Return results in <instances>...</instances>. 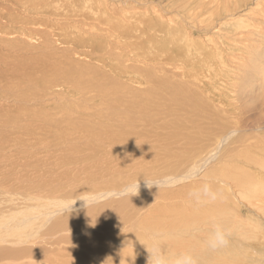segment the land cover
<instances>
[{"label":"rangeland","instance_id":"obj_1","mask_svg":"<svg viewBox=\"0 0 264 264\" xmlns=\"http://www.w3.org/2000/svg\"><path fill=\"white\" fill-rule=\"evenodd\" d=\"M43 1L54 8L57 6L56 9L59 7L58 11L62 13L58 17L60 22L61 18L66 20L65 14L72 15L74 9L78 12H74V16L75 13L83 15L87 11L88 15L84 13V17L88 19L83 23L88 28L83 26L81 31L71 19L63 21L64 25H57L43 14L46 18L35 27H38L35 31L41 32L26 30L21 34L25 26L19 24L22 19L12 22L7 15L10 11L18 12V7L25 1L20 0L18 6L16 0L17 4L13 7L17 10L10 9L16 3L14 0L0 2V264H102L108 260L106 251H112L113 255L135 253L134 262L126 261L149 264L150 252L157 247L167 256L169 264H175L176 258L183 253L193 255L197 264H264V3L258 7L255 3L260 0H245L242 3L237 0H215L212 5H206L219 24V31H209L208 38L221 36L216 42L227 38V57L219 66L213 65L212 71L206 67L203 71H188L187 74L193 77L187 78L169 64V17H177L182 33H185L184 8L177 7L184 0H173V3H170L172 0H153L155 8L153 11L150 9V13L142 5L153 3L151 0H144L145 3L143 0H136L137 3L132 0ZM190 1L185 4L187 11L198 2ZM121 3L127 6L133 3V6L143 10L138 8L135 15L130 12L132 14L128 13L124 18L112 16L102 9L96 16L90 13L92 9H97L96 5ZM78 5L82 6L79 7L81 11L77 9ZM61 6L63 8L60 10ZM104 14L110 17L104 18ZM129 17L132 19L130 25L126 22ZM207 19L209 17L200 23L188 22L198 26ZM159 23L163 26L159 31L149 28ZM93 24L113 28L117 40H123L125 44L121 47L122 53L126 51L127 55L137 60L128 64V68L121 69L120 75L116 59L107 58L103 52L90 47H79L81 44L77 43L78 40L86 37L83 34ZM141 24L145 28L141 29ZM115 25L116 29L120 27L117 29L119 32ZM120 30H123L121 34ZM147 33L155 35L153 39L158 44L143 43ZM207 33L200 35L196 28L191 37L197 42L204 39ZM239 35L243 36L239 38ZM231 38L236 43H231ZM43 42L47 48H43ZM144 44L148 45L149 50ZM151 58H155L154 61L149 60ZM230 58L233 60L230 61ZM111 59L115 64H110ZM108 65L111 67L108 68ZM135 66L140 67L141 71L129 70ZM75 68L78 80L66 81V75L61 73ZM142 68L148 69L153 82H149L150 79L145 82L147 72ZM84 71L87 73L82 75ZM196 76L200 80H195ZM178 81L188 85L197 100V111L202 115L177 109L179 102L173 111L169 110V115L168 111L156 113V106L161 103V97L156 92L159 83L164 82L169 87L178 86L175 85ZM97 83L109 92L113 86L118 90L105 99L107 95L93 87ZM150 88L155 92L149 94ZM99 94L105 95L104 98L101 99ZM140 99H147L150 108L149 113L144 115L143 124L140 121L138 127L130 129L139 132L136 133L137 138L116 144L118 135L115 137L116 133L114 135L113 132L122 129L124 120L111 116V111L115 107L121 113L128 110L133 112ZM200 115L206 116V122ZM154 119L158 120L155 124ZM195 120L200 124L197 125ZM209 120L212 125L208 124ZM159 121L168 123L169 128H162ZM188 121H193L194 125ZM179 122L186 125L185 131L188 133L184 131V135H191V141L199 139L192 141L197 142L193 145L199 148L193 145L194 149L187 148L191 144L186 141L187 137H182L183 140L179 138L176 142L161 138L168 134L172 139L180 130ZM205 123L206 129L211 128V134L206 133V129H203L205 135L202 130L200 132ZM214 126H217L216 130ZM191 130H195V133H191ZM211 131L216 133L212 134ZM126 132L131 133L129 128ZM143 132L150 135L147 134L146 138ZM100 133L102 136H99ZM193 133H198L201 138L193 136ZM208 135H213V138H208ZM205 136L207 139H204ZM113 139L115 144L112 143ZM161 150L163 154H160ZM174 154L182 156L175 157ZM225 173L230 177L240 174L243 183L247 181L252 184L258 193L237 185L238 181L224 178ZM145 178L151 181L167 179L174 187H162L160 191L156 186L148 188ZM133 181H138L140 185L135 196L117 195ZM203 184L211 185L218 192L216 200L220 202L222 199L223 203H197L190 198L188 193ZM163 205L168 209L163 210ZM192 211V218L199 219L188 220L187 224L184 221L178 223L182 212ZM215 224L231 233L228 246L217 251L207 245Z\"/></svg>","mask_w":264,"mask_h":264},{"label":"bare ground","instance_id":"obj_2","mask_svg":"<svg viewBox=\"0 0 264 264\" xmlns=\"http://www.w3.org/2000/svg\"><path fill=\"white\" fill-rule=\"evenodd\" d=\"M3 1V0H2ZM1 0H0V2H2ZM15 2H16V0H14ZM25 2L24 3H22V6L20 7L19 6V2H20V0H18V8H19V10H18V12H16V13H11V11H10V13H8V17H9V19L12 21V22H14V21H19V20H21V23H19V24H21V27H23L24 25V27H23V29H21V34H22V32L23 31H26V30H32L31 32H41V31H39V30H37V31H35L36 29H35V27H36V25H37V23H39V22H43L44 21V19L46 18V17H48V18H51L52 20H54L55 22H56V24L57 25H64L63 23L65 22V21H68L69 19H71V21H73V22H75V24H78L79 25V28H80V30L82 31V29H83V26H84V28H88V26H86L85 27V24L83 23V21H85V20H87L88 19V17L86 16V17H84L85 15H84V13H86L87 14V11H85V8H83L84 10H82L84 13H83V15H81V14H76V13H78L77 11H75V9H74V12H76L75 13V16H74V12H73V14L71 15H69L68 13L67 14H65L66 15V20H63L62 18H61V22H60V19L58 18L59 16H61L62 15V13L60 14L59 13V11H58V8L56 9V7L54 8V7H52L50 4H49V2H45V1H43V0H24ZM55 1H57V0H55ZM59 1V0H58ZM87 1V0H86ZM85 1V2H86ZM90 1V0H89ZM125 0H123V2H124ZM127 1H129V0H127ZM134 3H137L136 2V0H132ZM141 1V0H140ZM148 1V0H147ZM151 1H153V0H151ZM150 1V2H151ZM176 1V0H175ZM186 1H190V0H184V2L182 1L181 2V4L180 5H178L177 4V2H175V5H178L177 7H181V8H184L183 9V14H184V17H183V19L185 20V22H186V25H184V26H186V27H183V29L185 30V33H182V27L179 25V22L176 20V15H178L176 12L174 13V14H176L175 16H173V17H176V18H170L169 17V36H170V40H171V42H170V46H169V64H170V66H172L174 69H176V70H180L181 71V76H188L187 78H191V77H193V76H191V74L189 73V74H187V72L188 71H196L197 69H199L200 71H203V69H204V67H206V69H210L209 71H212V67H213V65H217V66H219L221 63H224V61H225V57H227L226 55H227V53H226V49H227V42H225L226 40H227V38H222V40H220L219 42H216L217 41V39H219L220 37H217V39L215 40L214 38H211V36H210V38H208L209 36H208V34H210V32L209 31H211V30H215L216 31V29L219 31V29H218V26H219V24L216 22V20H215V16L212 14V13H210L209 11H208V9L206 8L208 5H212L213 3H215V0H198V2H197V4L195 5V7L194 8H192L190 11H187L186 10V7H185V4H186ZM192 1V0H191ZM191 1H190V3H191ZM220 1H222V0H220ZM242 1H245V0H237L236 2H241L242 3ZM95 2V1H94ZM93 2V3H94ZM131 2V1H130ZM139 2V1H138ZM142 2H144V0L142 1ZM194 2H196V1H194ZM227 2V1H226ZM6 3V2H5ZM75 3V2H74ZM93 3H91V4H93ZM105 3V2H104ZM145 3V2H144ZM170 3H173V0H172V2H170ZM193 3V2H192ZM264 3V0H260V2H256L255 3V6H260L261 4H263ZM15 4H17V2L16 3H13L12 4V7L10 6V9L11 8H13V10H17L18 8H14L13 7V5H15ZM44 4H46V5H44ZM95 4H96V2H95ZM129 4V3H128ZM131 4V3H130ZM133 4V3H132ZM126 5V4H124V3H121V4H118V5H116V4H98L99 6H97L96 5V7H97V9L95 10V9H92L91 11H90V13H91V15H95L97 12H99L100 10L99 9H102L105 13H108V14H111L112 16H120V18H124V17H127V15H128V13H130V12H133V14L134 13H136V11H137V9L138 8H140L139 10H141L142 8L141 7H136V6H133V5ZM153 4H154V1H153V3H145V4H143L142 6H143V8L145 9V11H147V12H149V10L150 9H152L151 11H153V9L155 8V6H153ZM220 4V3H219ZM246 4V3H245ZM10 5H11V3H10ZM64 5V4H63ZM82 6L84 5V4H81ZM125 5L127 6V7H125ZM139 5V4H138ZM207 5V6H206ZM217 5V4H216ZM7 6V5H6ZM76 6V5H75ZM82 6H79L78 5V7H77V9L79 8V7H82ZM85 6V5H84ZM92 6V5H91ZM141 6V5H140ZM158 6V5H157ZM187 6V5H186ZM65 7V6H64ZM99 7H101V8H99ZM174 7V6H173ZM212 7V6H211ZM217 7H218V5H217ZM242 7V6H241ZM61 8H63L62 6L60 7V10H61ZM87 8V7H86ZM176 8V7H175ZM174 8V9H175ZM188 8V7H187ZM232 8V7H231ZM80 9V8H79ZM172 10V11H175V10ZM212 9V8H211ZM210 9V10H211ZM218 9V8H217ZM143 10V9H142ZM157 10V9H156ZM179 9H177V11H178ZM181 10V9H180ZM64 11H66V10H64ZM68 11V10H67ZM80 11H81V9H80ZM185 11H187V12H190V14H188L187 12H185ZM61 12H63V11H61ZM263 12V11H262ZM64 13V12H63ZM150 13V12H149ZM214 13V12H213ZM43 14H44V16H46V17H44L43 16ZM99 14V13H98ZM100 14H103L102 12L100 13ZM130 14H132V13H130ZM154 14H155V12H154ZM215 14V13H214ZM225 14V13H224ZM252 14V13H251ZM256 14V13H255ZM14 15H15V17H14ZM48 15V16H47ZM88 15V14H87ZM105 15V14H104ZM135 15V14H134ZM134 15H132L131 17H133ZM147 15V14H146ZM156 15V14H155ZM154 15V16H155ZM232 15V14H231ZM6 16V17H7ZM24 16V17H23ZM68 16V17H67ZM72 16H74V17H72ZM90 16V15H89ZM96 16V15H95ZM110 17V16H108V15H105L104 16V18L105 17ZM160 16H163V15H160ZM170 16V15H169ZM72 17V18H71ZM102 17V16H101ZM106 17V18H107ZM131 17H129L128 19H126V22H127V24L128 25H130L129 23H130V20L132 21V19H131ZM179 17V16H178ZM205 17H209V19H207V20H205V21H203L200 25H198V26H193L192 24H190L188 21H193V22H196V23H200ZM90 18V17H89ZM97 18V17H96ZM98 18H99V16H98ZM103 18V17H102ZM104 18H103V20H104ZM112 18V17H111ZM115 18V17H114ZM118 18V17H117ZM23 19H25V20H23ZM73 19V20H72ZM113 19V18H112ZM47 20V19H46ZM94 20H95V18H94ZM97 20V19H96ZM100 20V19H99ZM150 20V19H149ZM23 21V22H22ZM47 21H49V20H47ZM64 21V22H63ZM112 21V20H111ZM123 21H124V19H123ZM162 21H164V20H162ZM166 21V20H165ZM244 21V20H243ZM11 22V23H12ZM87 22H89V21H86V23ZM91 22V21H90ZM89 22V23H90ZM112 22H114V21H112ZM118 22H119V19H118ZM182 22V21H181ZM92 23V22H91ZM100 23V22H99ZM134 23V22H133ZM3 24V23H2ZM6 25L8 24V23H5ZM41 24V23H40ZM72 24V23H71ZM74 24V25H75ZM182 24V23H181ZM251 24V23H250ZM15 25V24H14ZM66 25H69V24H66ZM65 25V26H66ZM87 25V24H86ZM102 25H103V23H102ZM135 25V24H134ZM142 25V27H141V29H143V28H145V25H143V24H141ZM253 25V24H252ZM8 26V25H7ZM16 26V25H15ZM14 26V27H15ZM27 26H29V27H27ZM42 26V25H41ZM40 26V27H41ZM91 26V24L89 25V27ZM116 26L117 25H115V29H116ZM136 26V25H135ZM140 26V25H139ZM165 26V25H164ZM13 27V28H14ZM48 27V26H47ZM50 27V26H49ZM48 27V28H49ZM123 27V26H122ZM121 27V28H122ZM161 27H163L160 23L159 24H157V25H154V24H152V25H150L149 26V28L150 29H155V30H157L158 29V31H159V29L161 28ZM9 28V27H8ZM82 28V29H81ZM103 27L101 26V24H98V25H96V24H93L92 25V27L91 28H89V30H87V29H85V30H87L84 34H83V36H86V37H81V39H76V40H78V42L77 43H80L81 44V46H79V47H90L92 50H94V51H97V52H103L104 54H105V56L107 57V58H113V59H116V61H118V64H117V66H118V75H120V71H121V69H123V68H128L129 67V65L128 64H131V62H136L137 60L136 59H132L131 58V56H129V55H127V52L126 51H124L123 53H122V51H121V47L122 46H124L125 44L122 42V41H120V40H117V37L115 36V34H113V28L112 29H109V28H103V30H100V29H102ZM119 28L120 27H118L117 29L119 30ZM134 29H137V28H135V27H133ZM198 29V31H199V33H200V35H202L204 32H208L205 36H204V39H201V40H199V41H197L196 42V40H194V37L192 38L191 37V34H193V30L194 29ZM117 29H116V31H117ZM123 29H125L126 30V28L124 27ZM49 30V29H48ZM124 30V32H126ZM147 30V29H146ZM263 30V29H262ZM115 31V32H116ZM121 31H123V30H120V34L122 33ZM261 31V30H260ZM44 30H43V35H45L44 34ZM53 32V31H52ZM117 32H119V31H117ZM142 32V31H141ZM148 32H150V30L148 31ZM3 33V32H2ZM7 33V32H6ZM12 33V32H11ZM46 33V32H45ZM49 33H51V31L49 30ZM143 33V32H142ZM145 33V32H144ZM163 33H165V32H163ZM54 34L55 33H53V36H54ZM119 34V33H118ZM157 35V34H156ZM197 35H199V34H197ZM199 35V36H200ZM1 36V35H0ZM56 36V35H55ZM120 36V35H119ZM118 36V38H120ZM155 36V35H154ZM154 36L152 35V34H148L147 33V35H146V37L147 38H145V39H143V43L144 42H149L148 44H150V43H152V44H158V42H155V41H157V40H154L153 38H154ZM193 36H194V34H193ZM240 37L239 38H241L243 35H239ZM29 37H31L30 35H29ZM51 37H52V35H51ZM131 37H132V35H131ZM251 37V36H250ZM43 38V37H42ZM123 38V37H122ZM128 38H130V37H128ZM162 38V37H161ZM156 39V38H155ZM221 39V38H220ZM0 40H2V39H0ZM31 40V39H30ZM73 40V39H72ZM75 40V39H74ZM169 40V41H170ZM159 41V40H158ZM231 43H234L235 42V39H233V38H231ZM236 41H238V40H236ZM33 42H35V41H33ZM30 43V42H29ZM74 43H75V41H74ZM131 43V42H130ZM160 43V42H159ZM236 43V42H235ZM132 44V43H131ZM1 45V44H0ZM5 45V44H4ZM76 45V44H75ZM133 46H134V44H132ZM135 45H137V44H135ZM32 46H33V44H32ZM144 46H146V44H144ZM153 46V45H152ZM37 47V46H36ZM57 47V46H56ZM148 47V45L146 46V48ZM154 47V46H153ZM164 47V46H163ZM7 48V47H6ZM28 48V47H27ZM43 48H47V46L45 45V42H43ZM55 48V47H54ZM66 48V47H65ZM89 48V50H91ZM131 48V47H130ZM136 48V47H135ZM137 48H138V46H137ZM230 49H231V47H229ZM242 48V47H241ZM31 49V48H30ZM34 49V48H33ZM38 50H39V48H37ZM64 49V48H63ZM133 49V48H132ZM141 49L143 50V48H142V46H141ZM148 49V48H147ZM229 49V50H230ZM21 50V49H20ZM19 50V51H20ZM53 51H55V49H52ZM123 50V49H122ZM137 50V49H136ZM149 50V49H148ZM82 51V50H81ZM83 51H84V49H83ZM138 51V50H137ZM144 51H145V47H144ZM17 52V51H16ZM92 52V51H91ZM90 52V53H91ZM139 52V51H138ZM147 52V51H146ZM65 53V52H64ZM88 53V52H87ZM140 53V52H139ZM84 54H85V52H84ZM91 54H93V53H91ZM96 54V53H95ZM94 54V55H95ZM251 54V53H250ZM81 55V54H80ZM85 55H87V56H89V53L88 54H85ZM97 55V54H96ZM134 55V53H133V51H132V56ZM136 55H138V53L136 54ZM135 55V56H136ZM140 55V54H139ZM228 55H230L229 53H228ZM101 56V55H100ZM142 55H140V57H141ZM104 57V56H103ZM157 57V56H156ZM155 57V58H156ZM56 58V57H55ZM92 58H93V56H92ZM94 58H95V56H94ZM155 58H151V59H149V60H151V61H154V59ZM231 58H233V57H231ZM230 58V59H231ZM141 59V58H140ZM23 60V59H22ZM136 60V61H135ZM233 59H231L230 61H232ZM143 61V60H142ZM237 61H239V60H237ZM248 61V60H247ZM60 62H62V61H60ZM109 62V61H108ZM244 62V61H243ZM65 65L68 63V61H67V63L66 62H63ZM103 63V62H102ZM112 63V59H111V62H110V64ZM229 63V62H228ZM237 63V62H236ZM59 64H61V63H59ZM109 64V65H110ZM112 64H115V63H112ZM133 64V63H132ZM109 65H108V68H110L109 67ZM135 65V64H134ZM133 65V66H134ZM238 65V64H237ZM247 65H248V63H247ZM247 65H246V67H247ZM105 66V65H104ZM114 66V65H113ZM202 68H201V67ZM61 67V66H60ZM65 67V66H64ZM155 67V66H154ZM243 67V66H242ZM62 68V67H61ZM240 68V67H239ZM65 69H67V68H65ZM78 69V68H77ZM98 69V68H97ZM115 69V68H114ZM130 69H133V71L132 72H139V71H141L140 69V67H137V66H135V67H130L129 68V70ZM143 69V68H142ZM238 69V68H237ZM241 69V68H240ZM43 70V69H42ZM73 70V71H72ZM75 70V71H74ZM79 70V69H78ZM117 70V69H116ZM148 69L147 68H145V70L143 69V71L145 72H147L146 73V75H147V80L145 81V82H147L149 79H150V81L149 82H153V78H152V75H151V73L149 72V71H147ZM68 71V70H67ZM4 72V71H3ZM23 72V71H22ZM30 72V71H29ZM90 71L88 70V73H89ZM55 73V72H54ZM78 72L76 71V68L75 69H71V71L69 72H66V71H63V73H61L62 75H66V76H64L65 78V80L66 79H68L70 82H73V81H77L78 80V78H79V75L77 74ZM85 73H87L86 71H84V73L82 74V75H84ZM191 73H193V72H191ZM25 74V73H24ZM80 74V73H79ZM91 74V73H90ZM93 74V73H92ZM98 74V73H97ZM104 74V73H103ZM122 74H123V72H122ZM238 74V73H237ZM22 75V74H21ZM127 75V74H126ZM218 75V74H217ZM225 75V74H224ZM103 76H105V75H103ZM124 77V76H123ZM146 77V76H145ZM56 78V77H55ZM59 78V77H58ZM99 79H100V77H98ZM115 78V77H114ZM113 78V79H114ZM213 78V77H212ZM63 79V80H64ZM86 79V78H85ZM105 79H106V77H105ZM142 79H143V77H142ZM68 80H66V81H68ZM92 80V79H91ZM118 80H121V79H118ZM195 80H200V79H198L197 78V76H196V78H195ZM16 81V80H15ZM20 81V80H19ZM29 81V80H28ZM65 81V82H66ZM94 81H96V80H94ZM110 81H111V79H110ZM175 81V80H174ZM60 82V81H59ZM87 82V81H86ZM102 82V81H101ZM113 81H111V83H112ZM119 83H120V81H118ZM177 82V81H176ZM11 83H12V81H11ZM188 83V82H187ZM78 84H80V82H78ZM125 84H126V82H125ZM132 84V83H131ZM141 84V83H140ZM32 85V84H31ZM71 85V84H70ZM175 85H178V86H169L168 87V85L166 84V83H164V82H160L159 83V85H158V89L156 90V92H158L159 93V95H160V97H161V103L160 104H157V106H156V113H158V112H165V111H168L167 112V115H169V110H172L173 111V107L174 106H176L177 107V103L179 102V104H178V107H177V109H180V110H184V111H186V112H188V113H197V114H201L202 112H199V111H197L198 110V106H197V100H195L194 99V97H193V93L192 92H190L189 91V89H188V85L187 84H185V83H181V82H179L178 81V84H175ZM187 85V86H186ZM208 85V84H207ZM22 86V85H21ZM57 86V85H56ZM69 86V85H68ZM72 86V85H71ZM112 86V85H111ZM125 86V85H124ZM202 86V85H201ZM58 87V86H57ZM73 87V86H72ZM93 87H96V89L98 88V90H99V92L100 93H102V94H106L107 96L105 97V99L109 96V95H113V93L116 91V90H118V89H116L114 86H113V88H112V91L111 92H109L107 89H105L102 85H100V84H96V86L94 85ZM118 87H120V86H118ZM124 88V87H123ZM12 89V88H11ZM148 89V88H147ZM206 89V88H205ZM66 90V89H65ZM126 89H124V91H125ZM137 90V89H136ZM135 90V91H136ZM151 90V91H150ZM150 90H149V94H152L153 92H155V90H153V88H150ZM82 91V90H81ZM127 91V90H126ZM134 91V90H133ZM133 91H132V93H133ZM139 91V90H138ZM137 91V92H138ZM69 92V91H68ZM49 94V93H48ZM126 94H128V93H126ZM148 94V95H149ZM100 95V94H99ZM135 95V94H134ZM136 95H137V93H136ZM202 95H205V94H202ZM101 96V99H103L104 98V96H102V95H100ZM128 96V95H127ZM137 96H139V95H137ZM94 97V96H93ZM103 97V98H102ZM111 97H113V96H111ZM132 97V96H131ZM144 97V96H143ZM211 97V96H210ZM156 98V97H155ZM1 99V98H0ZM110 99V98H109ZM130 99V98H129ZM113 100V99H112ZM138 100V99H137ZM158 100V99H157ZM7 101V100H6ZM114 101V100H113ZM133 101V100H132ZM112 102V101H111ZM110 102V103H111ZM109 103V104H110ZM114 103H115V101H114ZM138 103V102H137ZM116 104H119V103H116ZM126 104V103H125ZM134 104V103H133ZM199 104V103H198ZM1 105V104H0ZM113 105V104H112ZM120 105V104H119ZM127 105V104H126ZM129 105V104H128ZM127 105V106H128ZM109 106V105H108ZM130 106V105H129ZM112 107V106H111ZM119 107H121V106H119ZM135 108V107H134ZM149 108H150V105H149V103L147 102V99H143V100H141L140 99V101H139V104L137 105V107L133 110V112L132 111H127V112H122L121 113V111H116L115 110V107H114V109L111 111V116H115V118L116 117H118V118H120L121 117V119H123L124 121H122L121 119H119V121L121 120L122 121V123H121V121H120V123L122 124L121 126H122V129L121 130H117L116 129V131H118V132H116V131H114L113 132V134L115 135V133H116V135H115V137H117V135H118V138H116V144L117 143H125V141H127V143L129 142L128 140L130 139V138H137V135H136V133H139V132H136V131H134V132H132V130H133V128L135 127V126H137L138 127V124H140V121H141V125L143 124V118H144V115L146 116L149 112ZM128 109H130V108H128ZM154 110V109H153ZM217 111V110H216ZM3 112V111H2ZM152 113V112H151ZM150 113V114H151ZM202 115V114H201ZM200 115V116H201ZM217 115V114H216ZM220 115V114H219ZM2 116V115H1ZM111 116H108V117H111ZM190 117V116H189ZM202 117V116H201ZM200 117V118H201ZM206 117V116H205ZM205 117H202L203 119L205 118ZM98 118V117H97ZM190 118H192V117H190ZM106 119V118H105ZM145 119V118H144ZM196 119H197V116H196ZM219 119H221V118H219ZM104 120V119H103ZM113 119H111V121H112ZM191 120H193V119H191ZM201 120L202 119H200V122H201ZM206 119H204V121H205ZM213 120V119H212ZM1 121V120H0ZM111 121H109V123L111 122ZM119 121H116V122H118V125H119ZM196 121V120H195ZM194 121V122H195ZM198 121H199V118H198ZM216 121L218 122L219 120L218 119H216ZM222 121V120H221ZM3 122V121H2ZM137 122H139V123H137ZM147 122V121H146ZM158 122V120L157 119H154V121H153V124H155V123H157ZM189 122H191V121H188V123ZM200 122H198L199 124H200ZM203 122V121H202ZM201 122V123H202ZM206 122V121H205ZM224 122V121H223ZM222 122V123H223ZM4 123V122H3ZM101 123V122H100ZM115 123V122H114ZM159 123H160V125L162 126V128H169V125H168V123H166V122H160L159 121ZM169 123H171L170 121H169ZM180 123V122H179ZM193 125H194V123H193V121L191 122ZM197 125H199L198 123H197V121L195 122ZM204 123V122H203ZM210 123V120L208 121V124ZM215 123V122H214ZM111 124H112V122H111ZM117 124V123H116ZM172 124H173V121H172ZM184 124V123H183ZM182 123H180L179 125H178V127H179V129L180 130H178V132H176L175 133V135L172 137V139L171 138H169V135L168 134H166V133H164V134H166V135H162L161 136V138L163 139V140H168L169 142H174L175 140H177V139H181L182 137H184V138H186L187 140L186 141H188V143L190 144V145H186L187 146V148L188 147H190L191 149L193 148H195L196 146L195 145H193V144H196V143H193L192 141H197V140H199V139H196V138H194V139H196V140H192L191 141V138H192V136L191 135H188V136H186V134L184 135V131H185V129H186V125H183ZM190 124V123H189ZM191 124V125H192ZM211 125H212V123H210ZM209 124V125H210ZM224 124V123H223ZM140 125V127H142ZM171 125V124H170ZM175 125H177V122H176V124ZM190 125V126H191ZM216 125V124H215ZM112 126H115V125H113L112 124ZM111 126V127H112ZM120 126V125H119ZM156 126H158V125H156ZM201 126H202V124H201ZM200 126V127H201ZM108 126H106L105 128H107ZM110 127V126H109ZM139 127V128H140ZM195 127V126H194ZM199 127V126H198ZM198 127H196V128H198ZM100 128V127H99ZM128 128H129V131L131 132V133H127L126 131L128 130ZM132 128V130H130ZM147 128H149V127H147ZM146 127H145V129H147ZM171 128H173V131H175L174 129V127H171ZM207 128H210V127H207ZM214 128H215V126H214ZM220 128H222V124L220 125ZM220 128L218 129V130H220ZM96 129V128H95ZM101 129V128H100ZM177 129V128H176ZM188 129H189V127H188ZM194 129V128H193ZM203 129H206V123H205V126L202 128H200V132H201V130L203 131ZM211 129V128H210ZM210 129H206L205 130V132L207 133V132H209L210 133ZM217 129V126H216V128H215V130ZM92 130H94V129H92ZM103 130H104V132H105V130L106 129H104V127H103ZM102 130V131H103ZM108 130H110V128H108ZM112 130H114V128L112 129ZM147 130H150V128L149 129H147ZM156 130V129H155ZM166 130V129H165ZM190 130V129H189ZM198 130H199V128H198ZM209 130V131H208ZM214 129H213V131H215ZM222 131H223V129H221ZM80 131V130H79ZM91 131V130H90ZM137 131H139L138 129H137ZM170 132H173V131H171V130H169ZM169 131H166L167 133L169 132ZM195 131V130H194ZM193 130H191V133L192 132H194ZM213 131H211L212 132V134L214 133H216V132H213ZM107 132V131H106ZM149 132V131H148ZM148 132H143L144 133V137H148V135H150ZM159 132V131H158ZM197 132V131H196ZM204 132V131H203ZM205 132H204V135H205ZM220 132V131H219ZM86 133V132H85ZM102 133V132H101ZM101 133H100V135L99 136H102L103 135V133H102V135H101ZM174 133V132H173ZM172 133V134H173ZM185 133H188V132H186L185 131ZM195 133V132H194ZM193 133V136H198V138L200 137V135H197L198 133H196V134H194ZM208 133V134H209ZM106 134V133H105ZM148 134V135H147ZM153 134V133H152ZM171 134V133H170ZM211 134V133H210ZM109 135V134H108ZM111 135V134H110ZM154 135V134H153ZM203 135V136H204ZM160 136V135H159ZM172 136V135H171ZM207 136V135H206ZM206 136H205V138L204 139H207L206 138ZM209 137L208 138H210L211 136H213V135H208ZM113 137V136H112ZM111 137V138H112ZM141 137V136H140ZM189 137V138H188ZM99 138V137H98ZM109 138H110V136H109ZM139 138V137H138ZM150 138V137H149ZM158 138H160V137H158ZM160 138V139H161ZM183 138V139H184ZM201 138V137H200ZM211 138H213V137H211ZM97 139V138H96ZM145 139V138H144ZM157 139V138H156ZM183 139H181V140H183ZM101 140V139H100ZM109 140V139H108ZM111 140V139H110ZM109 140V141H110ZM150 140V139H149ZM159 140V139H158ZM201 140V139H200ZM212 140V139H211ZM144 141V140H143ZM142 141V142H143ZM167 141V142H168ZM202 141H204V140H202ZM213 141V140H212ZM141 142V143H142ZM176 142V141H175ZM210 142V141H209ZM103 143V142H102ZM112 143H114V139H113V142ZM114 143V144H115ZM147 143V142H146ZM160 143V142H159ZM186 144H187V142H185ZM199 143L201 144V145H204V144H202L200 141H199ZM110 144V143H109ZM145 144V143H144ZM160 144H162V143H160ZM159 144V145H160ZM175 144V143H174ZM124 145V144H123ZM127 145V144H126ZM131 145V144H130ZM129 145V146H130ZM192 145L193 146H195V147H192ZM208 145V144H207ZM206 145V146H207ZM138 146V145H137ZM158 146V145H157ZM185 146V147H186ZM116 147V146H115ZM114 147V148H115ZM150 147V146H149ZM172 147V146H171ZM203 147V149H205V146H202ZM110 148V147H109ZM159 148V147H158ZM173 148V147H172ZM196 148H199V147H196ZM207 148V147H206ZM151 149V148H150ZM119 150V149H118ZM116 151V150H115ZM133 151V150H132ZM158 151H160V150H158ZM166 151V150H165ZM171 151V150H170ZM169 151V152H170ZM135 152V151H134ZM164 152V151H163ZM166 152H168V151H166ZM174 152V151H173ZM172 152V153H173ZM176 152V151H175ZM121 153V152H120ZM132 153V152H131ZM171 153V154H172ZM183 153V152H182ZM109 154V153H108ZM137 154V153H136ZM135 154V155H136ZM139 154V153H138ZM160 154H163L162 153V150H161V152H160ZM169 154V153H168ZM184 154V153H183ZM110 155V154H109ZM124 155V154H123ZM175 155V157H181L182 156V154H174ZM174 155L172 156V155H170V157L172 156V157H174ZM185 155V154H184ZM160 156H162V155H160ZM163 156H166L165 154L163 155ZM163 156L161 157V158H163ZM209 156V155H208ZM125 157V156H124ZM195 158V157H194ZM158 159V158H157ZM159 159H160V157H159ZM171 160V159H170ZM194 161V160H193ZM173 162V161H172ZM175 162V161H174ZM201 162V161H200ZM170 163V162H169ZM180 163V162H179ZM176 165V164H175ZM229 165V164H228ZM221 167V166H220ZM227 167V166H226ZM234 167V166H233ZM241 169V168H240ZM243 170H244V168H242ZM190 172V171H189ZM192 172V171H191ZM240 174H238V175H235V176H231L230 177V175L229 174H223V177L224 178H226V179H232L233 181H238V184L237 185H239V186H242V187H244V188H246V189H250L251 191H255L256 192V194L258 193V189L256 188V187H254L252 184L250 185L247 181H244V183H243V180L240 178V176H239ZM189 177V176H188ZM184 178V177H183ZM251 178V177H250ZM247 179V178H246ZM167 180V179H166ZM183 180V179H182ZM190 180V179H189ZM185 181V180H184ZM253 182V181H252ZM222 184V183H221ZM181 189V188H180ZM229 189V188H228ZM153 192V191H152ZM154 193V192H153ZM181 193V192H180ZM160 194V193H159ZM189 194V193H188ZM146 197V196H145ZM225 197V196H224ZM227 198V197H226ZM139 199V198H138ZM162 199V198H161ZM219 199H221V198H219ZM218 199V200H219ZM193 200V199H192ZM194 202V201H193ZM221 203H223V201H222V199H221V201H220ZM219 201H217V200H214V204H218V203H220ZM138 203V202H137ZM212 204H213V201L211 202ZM193 205V204H192ZM149 206V205H148ZM154 206V205H153ZM158 206V205H157ZM151 207V206H150ZM189 207V206H188ZM144 208V207H143ZM152 208V207H151ZM163 210H167L168 208H166V206L165 205H163ZM191 208H192V206H191ZM193 208H195V207H193ZM220 208V207H219ZM218 209V208H217ZM215 210V211H218V210ZM153 210V209H152ZM162 210V209H161ZM160 210V211H161ZM195 211V210H194ZM194 211H192V213H184V212H182L181 213V215H182V218L181 219H179L178 220V223L179 222H182V221H184V223H186L188 220H197V219H199V218H192V216L193 215H191V214H193V212ZM157 212H158V210H157ZM188 212H191V211H188ZM222 212V211H221ZM153 213V212H152ZM151 213V214H152ZM149 215H150V213H148ZM218 214V213H217ZM194 217H199V216H194ZM148 218V217H147ZM192 222V221H191ZM96 223H98V222H96ZM110 224V223H109ZM109 224H108V226H109ZM187 224V223H186ZM111 225V224H110ZM107 226V227H108ZM137 226V225H136ZM137 235V234H136ZM139 235V234H138ZM134 237V236H133ZM132 237V238H133ZM135 238H137V237H135ZM138 239V238H137ZM128 252V251H127ZM124 253V254H123ZM123 253H120V254H118V255H113L112 254V251H106L105 252V257H106V260H107V262H105V263H102V264H134V263H132V262H134V261H132V260H135V258H134V255H135V253L134 254H132V253H125V252H123ZM125 256H127V258H125ZM99 257H101V255L99 256ZM104 257V258H105ZM140 257V256H139ZM130 260V261H132V262H127L126 260ZM136 262V261H135ZM94 264V263H93Z\"/></svg>","mask_w":264,"mask_h":264},{"label":"clouds","instance_id":"obj_3","mask_svg":"<svg viewBox=\"0 0 264 264\" xmlns=\"http://www.w3.org/2000/svg\"><path fill=\"white\" fill-rule=\"evenodd\" d=\"M145 184L148 188H152L153 186L158 187L159 191L162 187H174V185L165 181H151L149 179H144ZM138 181L130 182L125 185L118 193L119 196L132 197L135 196L139 190ZM190 198H193L197 203L200 202H211L218 198V192L213 190L211 185L203 184L193 191L189 193ZM230 231L223 228L219 224H215L213 226V230L209 235L207 240L208 247L217 251L223 248H226L229 244ZM149 264H169L168 258L165 254H163L160 249L154 248L150 252ZM175 264H197V261L193 255L190 253H183L179 257L176 258Z\"/></svg>","mask_w":264,"mask_h":264}]
</instances>
